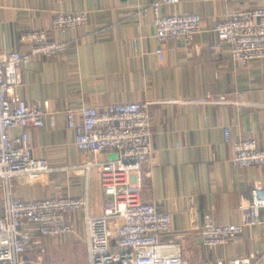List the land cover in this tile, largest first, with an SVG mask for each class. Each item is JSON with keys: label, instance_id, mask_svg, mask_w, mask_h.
Listing matches in <instances>:
<instances>
[{"label": "crops", "instance_id": "obj_1", "mask_svg": "<svg viewBox=\"0 0 264 264\" xmlns=\"http://www.w3.org/2000/svg\"><path fill=\"white\" fill-rule=\"evenodd\" d=\"M153 1L0 0V52L5 53L28 50L19 40L21 31L49 29L58 13L88 14L86 26L65 32L70 42L65 55L35 56L21 67V97L29 103L49 102L44 125L28 132L34 155L47 159L53 170L34 182L13 178V194L37 199L87 193L90 214L101 215L107 200L100 175L77 167L113 159L116 151L98 156L80 151L65 111L83 103L102 108L150 101L152 156L142 168L140 199L172 214L173 229L182 237L167 235L164 241L182 245L185 264H218L252 252L264 262V222L245 227L237 239L215 249L203 245L201 233L207 214L220 224L239 222L240 203L251 199L256 185L264 187V164L236 167L231 162L236 141L254 135L264 146V58L243 65L226 42L218 56L210 49L219 41L216 23L262 7L264 0H180L163 5V15L201 16L203 29L190 43L155 37L154 13L142 12ZM157 49H163L162 58ZM238 94L250 104L201 101L221 95L234 99ZM225 127L230 141L225 140ZM11 134L16 137L20 130ZM83 217L82 211L75 214L74 234L43 237L44 264H89Z\"/></svg>", "mask_w": 264, "mask_h": 264}, {"label": "built area", "instance_id": "obj_2", "mask_svg": "<svg viewBox=\"0 0 264 264\" xmlns=\"http://www.w3.org/2000/svg\"><path fill=\"white\" fill-rule=\"evenodd\" d=\"M180 0H155L142 8L144 14L154 13L155 37L159 41H193L203 29L197 13L163 15V5ZM88 24L85 11L56 14L49 29L21 31L19 40L27 43L26 51L0 52V264H44L43 237L76 232L75 214L84 213L89 264H185L183 247L163 237H182L173 229V216L154 203L140 199L143 165L152 156L150 101L117 102L102 108L83 103L66 109L68 126L75 131V144L80 151L98 156L105 150L116 151L108 160L88 161L77 167L89 174L100 175L102 193L107 200L101 215L89 212V196L57 195L22 199L14 196L11 181L24 176L38 181L53 169L48 160L34 155L28 129L44 125L49 102L29 103L18 91L21 67L35 56L55 57L68 52L70 42L64 34ZM219 41L210 46L217 56L222 43L231 46L232 57L241 64L264 58V6L234 13L216 23ZM156 53L162 58L163 49ZM205 103L247 105L241 94L234 99L224 95L204 99ZM80 120L76 119V116ZM54 124V121L52 122ZM20 134L12 136L11 131ZM230 141V129L224 128ZM231 162L236 167L264 164V146L254 135L233 143ZM239 222L220 224L210 214L202 226L203 245L215 249L235 240L245 227L264 222V187L256 185L252 197L238 206ZM218 264H264L258 253L236 257Z\"/></svg>", "mask_w": 264, "mask_h": 264}]
</instances>
